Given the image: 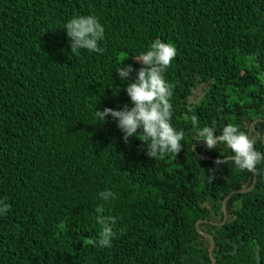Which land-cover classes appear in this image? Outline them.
<instances>
[{
    "label": "trees",
    "instance_id": "16d2710c",
    "mask_svg": "<svg viewBox=\"0 0 264 264\" xmlns=\"http://www.w3.org/2000/svg\"><path fill=\"white\" fill-rule=\"evenodd\" d=\"M77 14L99 18L103 53L70 52ZM156 38L177 49L164 76L184 147L154 159L93 115L131 106L115 67L135 79ZM192 115L217 134L254 122L264 153V0H0V264H264V162L217 165L232 153L193 142ZM104 189L115 198L99 201ZM97 206L115 220L110 247L89 243Z\"/></svg>",
    "mask_w": 264,
    "mask_h": 264
},
{
    "label": "clouds",
    "instance_id": "9594fccd",
    "mask_svg": "<svg viewBox=\"0 0 264 264\" xmlns=\"http://www.w3.org/2000/svg\"><path fill=\"white\" fill-rule=\"evenodd\" d=\"M69 39L70 52L80 50L103 53L100 42L105 38V28L99 18L94 14H77L68 18L62 27ZM177 55L174 43L154 39L146 48L133 58L141 63L136 70L135 79L128 80L132 72L131 64H119L115 67L117 78L127 81L125 92L131 106L114 109L104 107L102 110L95 108L93 119L96 123H104L107 118H112L122 133L125 144L129 138L137 137L144 142L145 154L150 158L163 157L165 154L175 156L184 147V132L176 129L172 124V105L170 98L174 85L165 79L164 73ZM191 111V109H189ZM193 142L203 141L208 150L217 149L223 144L232 153L226 159H217V165L225 164L231 159L232 164L239 170L251 172L256 166L264 162V153L255 147V141L235 124L224 125L219 134L212 126H199L197 117L191 116ZM139 129V131H137ZM220 152V151H219ZM208 182L212 176H207ZM111 189H104L97 193V199L108 202L114 199ZM11 205L7 199L0 197V217L6 216ZM99 214L101 231L96 240H90L94 247H110L115 236L112 225L115 220L112 216L103 215L102 208L96 207Z\"/></svg>",
    "mask_w": 264,
    "mask_h": 264
},
{
    "label": "water",
    "instance_id": "95a60500",
    "mask_svg": "<svg viewBox=\"0 0 264 264\" xmlns=\"http://www.w3.org/2000/svg\"><path fill=\"white\" fill-rule=\"evenodd\" d=\"M253 123H254V122H252V123L250 124V126H249V130H248V134H249V136H250V134H251V128H252V124H253ZM262 141H263V143H264V132H263V135H262ZM204 157H205V156H201V158H204ZM255 181H256V173L254 172L253 183H252V185H251L248 189H246V190H240L239 192H245V191L251 190V189L253 188V186H254ZM226 200H227V198H225V199L222 201V205H221V207H222V211H223L224 214L226 213V212H225V202H226ZM198 223H199V221H197V223H196V228L198 229V231H199L202 235H205V236H207V237L210 238V241H211L210 244H211V245H210V247H209V254H210V257L212 258L211 253H212V248H213V245H214L213 239L211 238L210 235H208V234H206V233H204V232H202V231L199 230ZM214 263H215L214 260H212V263H211V264H214Z\"/></svg>",
    "mask_w": 264,
    "mask_h": 264
}]
</instances>
